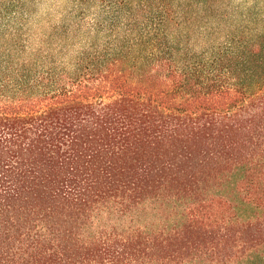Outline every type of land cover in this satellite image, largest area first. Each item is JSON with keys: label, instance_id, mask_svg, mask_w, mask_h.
<instances>
[{"label": "trees", "instance_id": "obj_1", "mask_svg": "<svg viewBox=\"0 0 264 264\" xmlns=\"http://www.w3.org/2000/svg\"><path fill=\"white\" fill-rule=\"evenodd\" d=\"M101 1L112 45L0 70V264H264V0Z\"/></svg>", "mask_w": 264, "mask_h": 264}, {"label": "clouds", "instance_id": "obj_2", "mask_svg": "<svg viewBox=\"0 0 264 264\" xmlns=\"http://www.w3.org/2000/svg\"><path fill=\"white\" fill-rule=\"evenodd\" d=\"M233 3L251 6L253 0H233ZM22 4L11 14L0 15V33L6 32L8 40L19 37L27 57L47 50L53 29L67 26L68 40H59L55 45L57 53L62 51L58 61L65 66H71L89 48L103 15L98 2L81 6L80 0H22Z\"/></svg>", "mask_w": 264, "mask_h": 264}, {"label": "rangeland", "instance_id": "obj_3", "mask_svg": "<svg viewBox=\"0 0 264 264\" xmlns=\"http://www.w3.org/2000/svg\"><path fill=\"white\" fill-rule=\"evenodd\" d=\"M99 3L101 11L103 13L102 19L97 25V34L95 37L91 39V44L89 48L85 49V54L90 56L91 52L97 51L100 53L108 45H112L114 37L113 29H112V19L113 15L107 13L104 8V3L101 0H80L81 6L90 5L92 3ZM247 5V4H246ZM23 6L22 0H0V15L7 16L19 8ZM243 6V4H240ZM83 13L81 12V15ZM59 40H68V28L64 26L61 29H53L52 33L48 39V48L47 50H42L31 56H25L24 53V45L22 40L17 37L13 40L7 39V33H0V70H28L23 66H18L20 62H28L37 61L38 68L37 70H64L71 69L73 67L74 61L80 56H83V52L76 57L72 62L71 66H65L61 62L58 61V55H62V51L57 53L55 48L56 42ZM94 54V53H93ZM5 60H13L12 64H7Z\"/></svg>", "mask_w": 264, "mask_h": 264}]
</instances>
